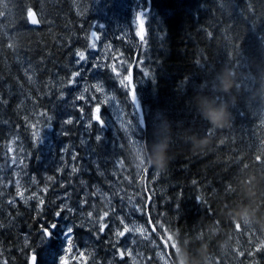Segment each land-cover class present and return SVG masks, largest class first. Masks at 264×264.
Segmentation results:
<instances>
[{
	"label": "trees",
	"instance_id": "obj_1",
	"mask_svg": "<svg viewBox=\"0 0 264 264\" xmlns=\"http://www.w3.org/2000/svg\"><path fill=\"white\" fill-rule=\"evenodd\" d=\"M89 2L0 0V175L5 178L0 184V264H26L21 248L36 251L37 264H55V240L48 262L46 249L31 247L41 229L57 219L51 206L55 183H39V189L48 186L41 189L43 205L35 199L24 205L13 192L8 144L14 134L21 138L31 156L21 171L44 181L41 169L48 165L37 157L31 126L57 115L60 92L72 84L74 50L86 47L85 17L77 13L93 17ZM149 3L136 47L113 37L119 53L133 60L134 78L144 80L137 90L144 117V171L138 178L130 168L121 174L108 157L120 155L110 136L103 148L91 138L90 150L100 157L107 144L113 145L104 166L133 190L141 220L173 264H264V0ZM29 11L36 13L38 25L30 23ZM106 70L100 76L105 72L113 79L115 73L109 66ZM220 107L227 119L216 126L205 113ZM76 124L72 138L78 144ZM75 227L76 235L87 231ZM24 233L30 235L29 246Z\"/></svg>",
	"mask_w": 264,
	"mask_h": 264
},
{
	"label": "rangeland",
	"instance_id": "obj_2",
	"mask_svg": "<svg viewBox=\"0 0 264 264\" xmlns=\"http://www.w3.org/2000/svg\"><path fill=\"white\" fill-rule=\"evenodd\" d=\"M145 2L146 0H90L87 8L93 17L87 18L86 13L81 10V14L77 13L79 17H85L83 25L87 27L84 32L86 47H77L72 57L74 71L80 75H71L74 82L60 92L63 98L57 115L49 114L45 124L31 126L34 144L40 153L37 157L48 165L47 168L41 169L44 181L39 182L36 174L29 169V173L21 171V167L27 164V159L28 166L31 160L30 151L27 149L26 153L21 138L14 134L8 144V164L11 167L13 192L24 205L28 206L34 199L37 202L42 198L46 200V195L41 189L45 192L48 186L39 189V183H55L51 206H55L57 211H62V214L56 216L54 223L57 227L52 229V235L44 238L43 233L38 234L31 246L47 250L48 256L44 254L46 258L43 259L45 262L55 255V250L51 247V241L55 240L58 251L55 264H61L62 257L67 264H173L163 245L153 235L150 226L141 220L139 208L133 201V190L131 192L126 188V184H121L117 171L104 166L105 152L110 153L113 145L107 144L104 147L105 156L100 152L99 157L95 151L91 152L89 144L92 138L103 148L105 140L110 136L111 143L116 146L120 155L108 154V157L114 160V165L120 167L121 174L129 168L133 170L136 178L143 173L146 153L141 138V119L131 103L128 81L133 60L126 59L122 52L119 53V46L113 37L122 38L133 47L138 45L139 32L135 17L138 9L145 7ZM75 8L78 10L76 5ZM143 19L147 20L146 17ZM92 33H96L95 39ZM92 43L96 44L95 48L90 47ZM77 50L85 51V61L76 62ZM109 57L114 60L111 61ZM108 66L111 71L113 66L117 69L116 72L112 71L115 77L109 80L104 75ZM102 71L105 72L100 76ZM122 79L124 85L120 83ZM134 81L137 92L138 87L144 85V80L139 77L134 78ZM97 84H102L103 92L96 91L94 86ZM81 95L84 99H78ZM98 106L99 115L105 122L103 127L100 123L90 120ZM69 120L72 122L67 123ZM78 121L77 144L72 137ZM97 136L100 137L99 140ZM38 162L39 159L35 160L34 165ZM3 183L5 178L0 175V184ZM21 192L23 197L18 194ZM137 195H141L138 190ZM153 195L150 192L151 200ZM33 196L35 198L29 199ZM104 211L110 213L105 220L108 227L100 233L97 230L98 225L87 214L93 212L99 217ZM78 224L87 230L86 233L79 231L76 235L75 226ZM50 225L52 223L48 226ZM126 227L130 231L126 232L124 237H118L117 231H124ZM68 228L73 229L70 248L64 237ZM77 236L81 237L79 241L75 240ZM22 239L25 246H29L30 235L24 233ZM20 251L26 259L31 252H36L32 250L27 253L24 248Z\"/></svg>",
	"mask_w": 264,
	"mask_h": 264
},
{
	"label": "snow or ice",
	"instance_id": "obj_3",
	"mask_svg": "<svg viewBox=\"0 0 264 264\" xmlns=\"http://www.w3.org/2000/svg\"><path fill=\"white\" fill-rule=\"evenodd\" d=\"M143 14H144V13L138 12V13L136 14V18H137L138 20H141V17H142ZM0 15H2V13H0ZM29 19H30L31 23L34 24V25L40 23V20L37 19L36 15H35L34 13H32L31 11H29ZM141 25H143V20H141ZM138 35H140V36H141V39H143V26L141 27V31H140V33H138ZM92 36H93V38L95 39V38H96V33H92ZM90 47H91V48H95V47H96V44H95V43H92V44L90 45ZM75 55L78 57V59H77V61H76L77 63H80V62L85 61V60L87 59V56H86L85 51L77 50L76 53H75ZM112 71H113V72H116V71H117V69H116L115 66L112 67ZM78 75H80V74L77 73V72H73V73H72V76H73V77H76V76H78ZM73 82H74L73 80H69V83H73ZM120 83H121V85H124V80H123V79L120 80ZM94 87L96 88V91H97V92H103V91H104L102 84H97V85H95ZM87 90H88V89H85V91H87ZM78 99H84V96L81 95L80 97H78ZM106 99H107V98H106ZM132 102H133V104L136 106L137 111L139 112V111H140V105H139V103H138V100H137V96H136L135 91H133V94H132ZM99 111H100V108H99V106H98V107L93 111V113H92V115H91V117H90V120H94V121L100 123V125L103 127L105 122L102 120L101 116L99 115ZM71 122H72V121H70V120L67 121V123H71ZM97 139L99 140L100 137L97 136ZM75 171H76V169L74 168V169H73V172H75ZM49 179H51V178H49ZM18 194L21 195V197H23V193H22V192H21V193H18ZM32 198H35V196H33V197H29V199H32ZM40 204H41V205L44 204V200H43V199L40 200ZM65 207H66V206H65ZM68 210L71 211V209H68ZM61 214H62V211H57V212L55 213L56 216H60ZM109 214H110L109 211H104V212H103V215H100L99 217H96V216L94 215L93 212H89L87 215H88V217H89V218H90L95 224L98 225V229H97L98 232L103 233V232L107 229V227H108V225L105 223V220H106V218L109 216ZM121 223H123V221H121ZM56 227H57V225H56L55 223H53L52 225H50V226H48V227H44V228H42L41 231H42V233H43V237H44V238H48V237H50V236L52 235V229H55ZM72 231H73L72 228H68L67 231L64 233L65 241L68 243L69 248L71 247L70 236H71ZM128 231H130V229H128V228L126 227L124 231H117L116 235H117L118 237H124L125 234H126V232H128ZM120 255H121V257H123V252H121ZM30 264H37V256H36V254H33V255L30 257ZM61 264H67V262L64 260L63 257L61 258Z\"/></svg>",
	"mask_w": 264,
	"mask_h": 264
},
{
	"label": "water",
	"instance_id": "obj_4",
	"mask_svg": "<svg viewBox=\"0 0 264 264\" xmlns=\"http://www.w3.org/2000/svg\"><path fill=\"white\" fill-rule=\"evenodd\" d=\"M150 9H151V7H150V3H149V0H147V6L146 7H142V8H140L138 11H137V13L138 12H141V13H144V14H147L149 11H150ZM35 15H36V13L35 12H33ZM136 13V14H137ZM143 14V15H144ZM143 15H142V17H143ZM36 17H37V15H36ZM142 17H141V20H142ZM135 19L137 20V24H138V32L140 33V31H141V27L143 26V25H141V20H138L136 17H135ZM31 22V21H30ZM32 24V23H31ZM35 25H38V24H35ZM144 33V32H143ZM140 36V35H139ZM140 39H141V36H140ZM130 70H129V79H128V81H129V88H130V93H131V95L133 94V91H135V93H136V96H137V100H138V103H139V99H138V93L136 92V88H135V81H134V69H133V64H132V66L129 68ZM131 103H132V105H134L133 104V102H132V99H131ZM135 106V105H134ZM135 109H136V111H137V108H136V106H135ZM137 113H138V116L140 117V119H141V126L142 127H144V117H143V110H142V108H141V105H140V111L138 112L137 111ZM33 254H36L35 252H33V253H31L29 256L31 257ZM37 256V260H38V255H36ZM30 257H29V259H28V262H27V264H30Z\"/></svg>",
	"mask_w": 264,
	"mask_h": 264
},
{
	"label": "clouds",
	"instance_id": "obj_5",
	"mask_svg": "<svg viewBox=\"0 0 264 264\" xmlns=\"http://www.w3.org/2000/svg\"><path fill=\"white\" fill-rule=\"evenodd\" d=\"M222 86L225 90L230 87V82L227 78L222 81ZM205 115L209 122L216 126H222L227 119V112L224 107L211 108L205 113ZM162 163L163 162L161 161V164Z\"/></svg>",
	"mask_w": 264,
	"mask_h": 264
},
{
	"label": "bare ground",
	"instance_id": "obj_6",
	"mask_svg": "<svg viewBox=\"0 0 264 264\" xmlns=\"http://www.w3.org/2000/svg\"><path fill=\"white\" fill-rule=\"evenodd\" d=\"M132 64H133V67H134V62H133ZM131 66H132V65H131ZM131 66H130V67H131Z\"/></svg>",
	"mask_w": 264,
	"mask_h": 264
},
{
	"label": "flooded vegetation",
	"instance_id": "obj_7",
	"mask_svg": "<svg viewBox=\"0 0 264 264\" xmlns=\"http://www.w3.org/2000/svg\"><path fill=\"white\" fill-rule=\"evenodd\" d=\"M168 256V255H167ZM169 257V256H168ZM169 259H170V257H169ZM170 261H171V259H170Z\"/></svg>",
	"mask_w": 264,
	"mask_h": 264
}]
</instances>
